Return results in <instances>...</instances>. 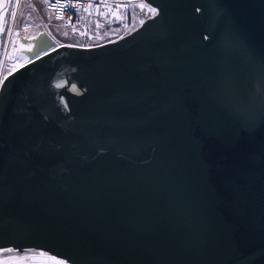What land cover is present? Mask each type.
I'll return each instance as SVG.
<instances>
[{"label":"water","instance_id":"obj_1","mask_svg":"<svg viewBox=\"0 0 264 264\" xmlns=\"http://www.w3.org/2000/svg\"><path fill=\"white\" fill-rule=\"evenodd\" d=\"M128 34L18 36L0 84V251L264 264V0H142Z\"/></svg>","mask_w":264,"mask_h":264},{"label":"rangeland","instance_id":"obj_2","mask_svg":"<svg viewBox=\"0 0 264 264\" xmlns=\"http://www.w3.org/2000/svg\"><path fill=\"white\" fill-rule=\"evenodd\" d=\"M131 0H114L113 11L115 16H106V12H103L100 18H103V22L95 21L93 33L90 37H82L81 41L84 42L81 46H89L90 40H98L113 37L112 30H104L101 25H108L114 28L115 32H122L128 34L136 27H138L142 21L148 16L155 13V9L145 2L141 6L147 7L149 14L139 16L141 6L137 4H131ZM127 4V6H126ZM131 4V5H130ZM53 17L52 12L45 9V2L43 0H0V31L3 33V49L0 57V61L5 59L6 61H12L15 54V43L18 36L23 35L26 37L34 36L40 31L50 28V22ZM65 27L64 24H59ZM67 27V26H66ZM68 30H66V33ZM69 33V32H68ZM67 33V34H68ZM71 38L80 39L79 35L76 37L74 34L69 33ZM94 36V37H92ZM122 37V36H121ZM0 264H66L63 261L56 259L48 254L30 251L22 254H1Z\"/></svg>","mask_w":264,"mask_h":264},{"label":"built area","instance_id":"obj_3","mask_svg":"<svg viewBox=\"0 0 264 264\" xmlns=\"http://www.w3.org/2000/svg\"><path fill=\"white\" fill-rule=\"evenodd\" d=\"M19 1V0H18ZM45 9L52 12L53 17L68 27H77L81 34H86L88 22L102 16L114 17V0H43ZM59 17V18H58ZM0 52V57L2 54ZM15 58L10 62L0 61V84L4 77L27 62L24 55L15 53Z\"/></svg>","mask_w":264,"mask_h":264},{"label":"trees","instance_id":"obj_4","mask_svg":"<svg viewBox=\"0 0 264 264\" xmlns=\"http://www.w3.org/2000/svg\"><path fill=\"white\" fill-rule=\"evenodd\" d=\"M127 6V4H126ZM103 18H97V19H94L90 22L87 23L86 25V34H81V32L78 30L77 27H62L61 25L59 24H63L61 21L55 19L54 17H52L51 21L53 22H50V28H48V33L49 35L56 41L57 44L59 45H62V44H67V45H83L84 42L81 41V36L82 37H90L93 33V27H94V22L95 21H99L100 23L103 22ZM117 25H114L112 28L111 26H108V25H101L102 29L100 30V32H105L104 30H112L111 32L115 35H113V37L111 38H105L103 40L101 39H98V40H90L89 44H84V45H89V46H92V45H98V44H102V43H105V42H108V41H112V40H115L117 38H120L121 36L125 35L123 34L122 32H118L116 33L114 30H115V27ZM66 30H68V32L71 34H74L76 37H78L77 35H79L80 39H77L76 38H71L69 37L70 34L66 33ZM94 37V36H92ZM3 46V33L1 32L0 34V52H1V48Z\"/></svg>","mask_w":264,"mask_h":264},{"label":"flooded vegetation","instance_id":"obj_5","mask_svg":"<svg viewBox=\"0 0 264 264\" xmlns=\"http://www.w3.org/2000/svg\"><path fill=\"white\" fill-rule=\"evenodd\" d=\"M131 4H133V5H135V4H139L138 5V7H140L141 6V4L143 3V1L142 0H131ZM130 4V5H131ZM141 12H140V14H139V16H142V14L144 15H148L149 14V11H147V7H145L144 5L143 6H141V10H140ZM0 34H1V31H0ZM0 253L1 254H4V255H6V254H9V253H13V254H15L13 251H11V250H9V251H0Z\"/></svg>","mask_w":264,"mask_h":264},{"label":"snow or ice","instance_id":"obj_6","mask_svg":"<svg viewBox=\"0 0 264 264\" xmlns=\"http://www.w3.org/2000/svg\"><path fill=\"white\" fill-rule=\"evenodd\" d=\"M59 18V17H58Z\"/></svg>","mask_w":264,"mask_h":264}]
</instances>
